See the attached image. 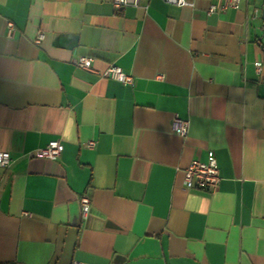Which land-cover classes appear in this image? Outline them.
<instances>
[{
  "label": "crops",
  "instance_id": "crops-1",
  "mask_svg": "<svg viewBox=\"0 0 264 264\" xmlns=\"http://www.w3.org/2000/svg\"><path fill=\"white\" fill-rule=\"evenodd\" d=\"M113 1L0 0V264H264V0ZM210 152L218 189L188 188Z\"/></svg>",
  "mask_w": 264,
  "mask_h": 264
},
{
  "label": "built area",
  "instance_id": "built-area-1",
  "mask_svg": "<svg viewBox=\"0 0 264 264\" xmlns=\"http://www.w3.org/2000/svg\"><path fill=\"white\" fill-rule=\"evenodd\" d=\"M169 3L176 5H186L190 4L187 0H165ZM243 0H220L219 3H212L209 7L208 12H216L218 10H226L229 8L238 9L241 6ZM140 0H114L113 7L116 11L123 9L125 6H139ZM9 34L14 32V24L9 21L7 24ZM44 38V33L39 32L35 37V43L41 44ZM93 58L91 56H79L76 59V65L81 68L91 69ZM111 79L118 80L124 84H133L134 75L128 72H125L120 66L111 65L105 70L102 74ZM157 79H164V74H157ZM189 121L180 118L178 115H175L173 118V130L181 135H186L189 129ZM96 144L95 140H89L86 142V146L89 148L94 147ZM64 149V145L61 140L53 139L50 140L45 146L39 147L33 152L29 153V156H36L47 158L51 160H57L60 158ZM13 161V158L10 152H1L0 153V166L7 167ZM220 169L218 162L212 152H210L209 159L207 161H201L199 159L192 160L184 170V182L190 189H203L209 191H216L220 183ZM82 214L84 217L87 216L91 201L88 196L82 195L79 198ZM72 264H85L80 261H73Z\"/></svg>",
  "mask_w": 264,
  "mask_h": 264
}]
</instances>
